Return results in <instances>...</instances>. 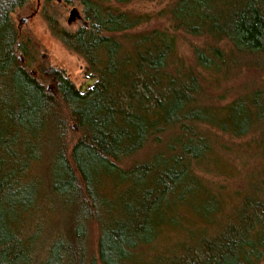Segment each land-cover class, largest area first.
Returning <instances> with one entry per match:
<instances>
[{"label": "trees", "instance_id": "trees-1", "mask_svg": "<svg viewBox=\"0 0 264 264\" xmlns=\"http://www.w3.org/2000/svg\"><path fill=\"white\" fill-rule=\"evenodd\" d=\"M75 1L76 31L43 15L96 79L84 93L62 71L53 93L20 63L11 15L29 0H0V264L263 262L264 87L214 103L202 73L218 84L242 65L264 68V0H175L173 28L209 41L194 67L165 32L117 36L146 16ZM253 133L261 165L244 191L202 176L222 169L223 137Z\"/></svg>", "mask_w": 264, "mask_h": 264}, {"label": "rangeland", "instance_id": "rangeland-1", "mask_svg": "<svg viewBox=\"0 0 264 264\" xmlns=\"http://www.w3.org/2000/svg\"><path fill=\"white\" fill-rule=\"evenodd\" d=\"M174 1L134 0L131 3L120 5L110 0L108 4L119 12L147 18L140 26L118 34V37L125 34L148 33L152 30L165 32L174 38L176 57L186 66L194 67L193 49L200 48L209 41L207 38L192 37L173 28L168 17V9ZM45 11L53 12L60 25L71 31H76L84 20L82 7L75 0H29L25 6L11 15L19 33V44L25 49V52L20 50L18 53L20 63L53 93L55 85L52 77L55 71H62L75 88L80 90L88 80L86 76L87 72H90L88 65L82 58L67 51L50 34L44 20ZM71 12H74V16L70 18ZM219 45L227 51L228 46L225 43ZM202 76L205 78L207 96L213 100L212 102L220 101L222 104L231 101L237 95H242L247 90L264 87V68L242 65L238 71L231 74L228 80H220L218 84L214 82L211 74L202 73ZM89 78L93 77L90 75ZM256 137L257 133L236 140L223 137L222 140L228 145L218 150L219 162L217 164H220L222 169L204 173L202 176L214 185L225 187L224 192L232 196L234 191H244L245 181L257 174L261 165V156L254 145ZM233 200L235 199L230 197L231 202H225L227 211L232 207ZM96 239L97 229L92 227L90 253L93 256H95ZM94 264H98L96 259ZM260 264H264V261Z\"/></svg>", "mask_w": 264, "mask_h": 264}, {"label": "water", "instance_id": "water-1", "mask_svg": "<svg viewBox=\"0 0 264 264\" xmlns=\"http://www.w3.org/2000/svg\"><path fill=\"white\" fill-rule=\"evenodd\" d=\"M73 16H74V12H71L70 18L73 17ZM90 75H91V73L87 72L86 76H87L88 80L81 87V89H80L81 93L86 92L89 88H91L96 83V79L89 78Z\"/></svg>", "mask_w": 264, "mask_h": 264}]
</instances>
